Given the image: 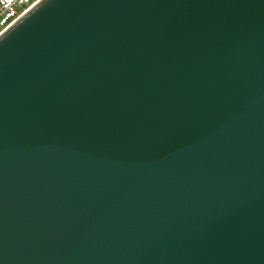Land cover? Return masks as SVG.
Listing matches in <instances>:
<instances>
[{"label":"water","instance_id":"1","mask_svg":"<svg viewBox=\"0 0 264 264\" xmlns=\"http://www.w3.org/2000/svg\"><path fill=\"white\" fill-rule=\"evenodd\" d=\"M0 264H264V0H40L2 32Z\"/></svg>","mask_w":264,"mask_h":264},{"label":"built area","instance_id":"2","mask_svg":"<svg viewBox=\"0 0 264 264\" xmlns=\"http://www.w3.org/2000/svg\"><path fill=\"white\" fill-rule=\"evenodd\" d=\"M40 0H0V34Z\"/></svg>","mask_w":264,"mask_h":264}]
</instances>
